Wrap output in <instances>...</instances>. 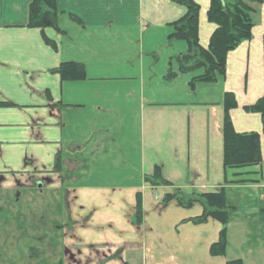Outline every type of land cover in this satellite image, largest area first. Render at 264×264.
<instances>
[{"label": "crops", "instance_id": "1", "mask_svg": "<svg viewBox=\"0 0 264 264\" xmlns=\"http://www.w3.org/2000/svg\"><path fill=\"white\" fill-rule=\"evenodd\" d=\"M194 1L207 48L217 28L208 19L211 0ZM31 2L0 0V193L22 196L33 180L43 184L40 192H66L72 253L58 264H227L236 235L243 243L236 259L264 264V161L225 168L223 136L225 94L232 93L234 129L261 134L264 158L263 117L245 108L264 95V0L252 4V37L228 53L225 76L194 87L204 70L181 72L170 63L188 49L168 40L170 23L186 14L183 5L56 0L57 30L28 25ZM68 62L84 65L86 78L63 80L56 69ZM170 69L177 72L172 79ZM156 167L170 184H151ZM221 189L236 209L227 252L214 256L223 224H196L200 202L183 207L164 198Z\"/></svg>", "mask_w": 264, "mask_h": 264}, {"label": "trees", "instance_id": "2", "mask_svg": "<svg viewBox=\"0 0 264 264\" xmlns=\"http://www.w3.org/2000/svg\"><path fill=\"white\" fill-rule=\"evenodd\" d=\"M186 8V14L178 20L171 22V33L168 36L169 43L183 40L188 44L187 51L171 58V62H177L181 72H190L202 68L203 74L191 81L194 87L197 82H216L219 76L226 74L227 56L230 51L238 47L243 41L252 37L254 27V14L256 9L253 3L263 0H211L208 10V19L216 24L210 44L204 48L199 38V13L201 6L194 0H173ZM60 12L57 9L56 0H32L29 11V26L44 29L59 27ZM47 44L56 48L55 41L44 36ZM63 80L85 79L86 70L84 65L76 62H68L56 69ZM177 75L173 69L169 70L168 79ZM237 107V102L232 93H226L224 99V166L231 169H244L260 165L263 161L261 148V134L256 132L238 133L235 131L230 111ZM248 111L260 113L264 121V95L253 105L245 107ZM264 134V127H263ZM61 158L58 157L54 170L62 171ZM153 185L170 184L163 175L160 167H156L154 173L148 177ZM237 182H245L239 180ZM176 200L180 206L190 207L200 202L203 213L191 219L196 224L205 223L209 219L218 220L223 224L220 238L213 243L210 253L214 256L225 255L228 248V228L236 207L229 205L226 190L221 189L215 193H203L199 196H188L182 191L167 194L164 202ZM141 199L138 195L136 222L141 218ZM62 264V262L60 263ZM227 264H244L241 259L228 261Z\"/></svg>", "mask_w": 264, "mask_h": 264}, {"label": "rangeland", "instance_id": "3", "mask_svg": "<svg viewBox=\"0 0 264 264\" xmlns=\"http://www.w3.org/2000/svg\"><path fill=\"white\" fill-rule=\"evenodd\" d=\"M38 187L43 184L33 180L35 189L23 191L20 199L17 193H0L4 203L0 206V264H58L72 253L67 244L73 224L67 214L66 192H40ZM233 226L238 227V222ZM242 251V235H236L230 242L229 259L242 256ZM32 253L36 256L31 257Z\"/></svg>", "mask_w": 264, "mask_h": 264}, {"label": "flooded vegetation", "instance_id": "4", "mask_svg": "<svg viewBox=\"0 0 264 264\" xmlns=\"http://www.w3.org/2000/svg\"><path fill=\"white\" fill-rule=\"evenodd\" d=\"M39 191H41V190H39ZM17 195H19V199H20V192H17ZM34 256H36V253L31 254V257H34Z\"/></svg>", "mask_w": 264, "mask_h": 264}]
</instances>
